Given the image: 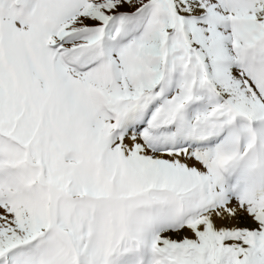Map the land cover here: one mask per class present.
Instances as JSON below:
<instances>
[{
	"label": "snow or ice",
	"instance_id": "obj_1",
	"mask_svg": "<svg viewBox=\"0 0 264 264\" xmlns=\"http://www.w3.org/2000/svg\"><path fill=\"white\" fill-rule=\"evenodd\" d=\"M0 264H264V0H0Z\"/></svg>",
	"mask_w": 264,
	"mask_h": 264
}]
</instances>
